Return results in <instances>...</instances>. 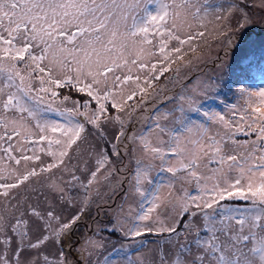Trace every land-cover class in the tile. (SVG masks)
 Masks as SVG:
<instances>
[{
	"label": "snow or ice",
	"instance_id": "1",
	"mask_svg": "<svg viewBox=\"0 0 264 264\" xmlns=\"http://www.w3.org/2000/svg\"><path fill=\"white\" fill-rule=\"evenodd\" d=\"M254 31L264 0H0V264H264Z\"/></svg>",
	"mask_w": 264,
	"mask_h": 264
},
{
	"label": "rangeland",
	"instance_id": "2",
	"mask_svg": "<svg viewBox=\"0 0 264 264\" xmlns=\"http://www.w3.org/2000/svg\"><path fill=\"white\" fill-rule=\"evenodd\" d=\"M250 40L251 41H256L257 42V48L255 50L256 52V59L259 60L261 55H264V49L260 48V42L264 41V33H261L259 31H254L252 33H250ZM238 57H239V53H237V57L236 58H231L229 59L228 63L230 64V66L232 68H234L236 66V64L238 63ZM230 74V70H226L225 72V76H228ZM261 73L259 70H254L251 73L252 76V82L254 86H258L261 83H264V81H262L261 79ZM227 92V90H225ZM229 99H232L231 93H227Z\"/></svg>",
	"mask_w": 264,
	"mask_h": 264
}]
</instances>
